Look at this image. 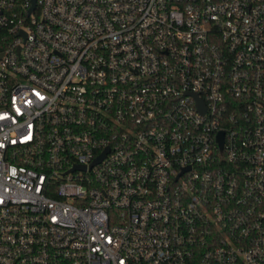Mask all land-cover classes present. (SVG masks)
<instances>
[{
  "label": "built area",
  "instance_id": "1",
  "mask_svg": "<svg viewBox=\"0 0 264 264\" xmlns=\"http://www.w3.org/2000/svg\"><path fill=\"white\" fill-rule=\"evenodd\" d=\"M0 264H264V0H0Z\"/></svg>",
  "mask_w": 264,
  "mask_h": 264
}]
</instances>
